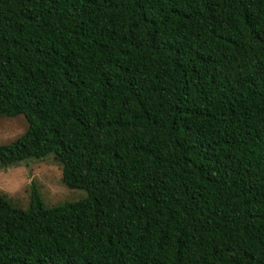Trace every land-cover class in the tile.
I'll return each instance as SVG.
<instances>
[{"label": "trees", "instance_id": "16d2710c", "mask_svg": "<svg viewBox=\"0 0 264 264\" xmlns=\"http://www.w3.org/2000/svg\"><path fill=\"white\" fill-rule=\"evenodd\" d=\"M0 264H264V0H0Z\"/></svg>", "mask_w": 264, "mask_h": 264}, {"label": "rangeland", "instance_id": "374dc122", "mask_svg": "<svg viewBox=\"0 0 264 264\" xmlns=\"http://www.w3.org/2000/svg\"><path fill=\"white\" fill-rule=\"evenodd\" d=\"M27 124L23 116L0 117V146L19 139ZM38 188L45 207L83 198L81 190H69L61 182V166L53 156L43 160L30 159L16 165L0 166V193L5 194L15 208L26 209L30 186Z\"/></svg>", "mask_w": 264, "mask_h": 264}]
</instances>
